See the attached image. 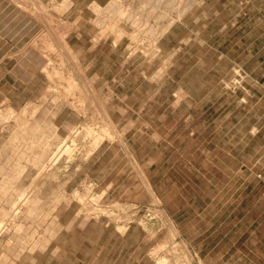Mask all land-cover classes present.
Segmentation results:
<instances>
[{
	"label": "rangeland",
	"instance_id": "1",
	"mask_svg": "<svg viewBox=\"0 0 264 264\" xmlns=\"http://www.w3.org/2000/svg\"><path fill=\"white\" fill-rule=\"evenodd\" d=\"M175 1L0 0V264H221L210 250L246 233L264 0Z\"/></svg>",
	"mask_w": 264,
	"mask_h": 264
},
{
	"label": "crops",
	"instance_id": "2",
	"mask_svg": "<svg viewBox=\"0 0 264 264\" xmlns=\"http://www.w3.org/2000/svg\"><path fill=\"white\" fill-rule=\"evenodd\" d=\"M81 1H86V4H96L99 7L105 6L108 4L111 0H77L78 6L81 8L80 4ZM239 14L240 12H235ZM243 13V12H242ZM254 12H247V19L250 22L252 20V14ZM247 26H251V24H247ZM228 28L227 26L223 28V32L221 34H227L229 33V37L232 38L234 36L233 32H230V30H226ZM239 30V29H238ZM238 30H236L235 35L237 34ZM204 32V30H203ZM239 33V32H238ZM218 37L212 36V40H215ZM211 41V40H208ZM208 45L207 40H203V46L206 47ZM252 50H250L251 52ZM217 52V51H216ZM218 63L220 64L223 59L222 55L216 54ZM198 67L200 69H207V70H214L216 77L215 82H220L219 71L218 68H220L219 65H210V61L204 60L203 58L198 63ZM207 72V71H206ZM221 74V73H220ZM246 189V188H244ZM239 188L236 189L238 191ZM256 200V201H255ZM253 203H247L245 206L247 208V213L245 216L240 220H247L246 222V233H240L235 236L236 241L233 242L232 237L225 236L222 240H220V245H217L215 248L210 250L209 256L215 255L214 253L222 252L220 256L218 257V262H221V264H264V223H260L258 225V228L255 227L256 222L263 219L264 220V194L260 199H255ZM257 220V221H256ZM261 224H263L261 226ZM215 239V238H214ZM230 241V248L228 245V242ZM246 247H244V245ZM231 260L229 263L227 260Z\"/></svg>",
	"mask_w": 264,
	"mask_h": 264
},
{
	"label": "bare ground",
	"instance_id": "3",
	"mask_svg": "<svg viewBox=\"0 0 264 264\" xmlns=\"http://www.w3.org/2000/svg\"><path fill=\"white\" fill-rule=\"evenodd\" d=\"M176 3V1L175 0H166V1H163V0H156V6L154 7V11H158V10H161V12H163V14L165 13L164 11H167V10H169L170 8H171V6H173L174 4ZM147 6V5H146ZM124 7L122 6V3H118L117 1L116 2H113L111 5H110V7H109V10H110V12H118L120 15H125V12H129V10H126V9H123ZM173 8H175V7H173ZM147 9V8H146ZM149 11H150V9H149ZM153 11V10H152ZM170 11V10H169ZM142 12V11H141ZM155 13V12H154ZM151 14H153V13H151ZM127 15V14H126ZM133 15H134V13H133ZM128 16V15H127ZM130 16H132V14L130 15ZM129 16V17H130ZM152 16V15H151ZM167 16V15H166ZM157 17H158V15H157ZM124 18V17H123ZM133 18V17H132ZM159 18H161V17H159ZM168 18V17H167ZM131 18H129V20H130ZM165 20V19H164ZM113 21V20H112ZM159 21V20H158ZM161 21V20H160ZM171 23V22H170ZM168 24L167 26H169L170 27V25H172V23L171 24ZM136 26V25H135ZM111 27V26H110ZM167 29H168V27H166ZM113 29V28H112ZM109 30V29H108ZM168 31V30H167ZM106 32V31H105ZM27 107H29V106H27ZM24 112V111H23ZM2 113V112H1ZM25 114H26V112H24ZM12 116V115H11ZM25 122V121H24ZM24 122H23V125H24ZM26 123V122H25ZM21 124H22V121H21ZM82 127H83V125H82ZM88 128H89V126H88ZM90 130V129H89ZM78 131V130H77ZM87 133H89V132H87ZM98 135V134H97ZM112 137V136H111ZM97 138H98V136H97ZM102 138V137H101ZM30 141H32L31 139H30ZM95 143V142H94ZM33 144V143H32ZM62 144V143H61ZM72 144V143H71ZM26 145H27V143H26ZM25 145V146H26ZM60 147V146H59ZM96 147V146H95ZM26 150V149H25ZM34 150H35V148H34ZM33 150V151H34ZM44 150V149H43ZM68 150H69V148H68V146H67V144H64V145H62L59 149H57V152H55V153H53L51 156H49L48 158H47V160L45 161V162H42V160H41V164H40V170L41 171H39V172H41V174L43 175V174H47L48 172H49V169H50V167L53 165V164H55V163H57L59 160H60V157H61V155H62V153H64V152H68ZM33 151H32V154H33ZM22 152V151H21ZM36 156V155H35ZM40 161V160H39ZM39 166V165H38ZM35 167H36V165H35ZM53 167V166H52ZM18 169V168H17ZM51 170V169H50ZM13 171V170H12ZM38 175V174H37ZM18 176V175H17ZM42 177V176H41ZM36 178V177H35ZM2 182V181H1ZM10 185V184H9ZM4 189V188H3ZM34 189V188H33ZM30 190V189H29ZM2 192V191H1ZM23 193V192H22ZM22 193H21V196H22ZM21 196H20V199H22L21 198ZM24 196H25V192H24ZM28 196V195H27ZM17 198V197H16ZM23 199H26V197L25 198H23ZM30 200H28V202H29ZM19 202V201H18ZM26 202V201H25ZM23 203V202H22ZM18 204H20L21 205V203L19 202ZM19 206V205H18ZM21 207V206H20ZM12 209H14V210H12ZM11 209V211H15V208H12ZM16 210H17V208H16ZM27 210V209H26ZM26 212V211H25ZM11 213V212H10ZM15 213V212H14ZM27 214V213H26ZM6 216V215H5ZM12 216H13V214H12ZM4 218V217H3ZM12 218V217H11ZM5 219H7V218H5ZM14 220V219H13ZM16 220V219H15ZM7 221V220H6ZM9 222V221H8ZM11 222V221H10ZM2 223H3V220H2ZM2 223L0 224V225H2ZM5 223V222H4ZM13 223V222H12ZM4 225V224H3ZM9 226V225H8ZM14 226V225H13ZM1 228V227H0ZM18 228V227H17ZM1 231H0V234H1V232H2V229H0Z\"/></svg>",
	"mask_w": 264,
	"mask_h": 264
},
{
	"label": "built area",
	"instance_id": "4",
	"mask_svg": "<svg viewBox=\"0 0 264 264\" xmlns=\"http://www.w3.org/2000/svg\"><path fill=\"white\" fill-rule=\"evenodd\" d=\"M260 178L264 180V173L260 175Z\"/></svg>",
	"mask_w": 264,
	"mask_h": 264
}]
</instances>
